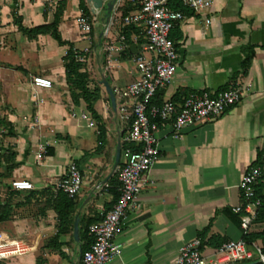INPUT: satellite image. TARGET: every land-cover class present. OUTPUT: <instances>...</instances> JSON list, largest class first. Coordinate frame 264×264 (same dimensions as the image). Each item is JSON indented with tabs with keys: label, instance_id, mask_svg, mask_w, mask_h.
<instances>
[{
	"label": "crops",
	"instance_id": "obj_1",
	"mask_svg": "<svg viewBox=\"0 0 264 264\" xmlns=\"http://www.w3.org/2000/svg\"><path fill=\"white\" fill-rule=\"evenodd\" d=\"M171 1L182 5L184 17L173 30L177 70L171 84L158 93L160 105L171 101L180 109L191 93L218 94L233 85L240 88L242 99L219 119L187 128L178 137L171 123L160 126L159 158L148 174L152 185L139 195L140 210L130 211L121 224L115 241L122 245V255L108 264H174L180 248L207 227L202 253L213 262L216 244L242 240L233 210L244 204L239 189L243 176L251 167L264 172V0H211L209 9L198 12L184 7L183 0ZM85 4L93 19L89 33L78 27V0H0V121L8 124H0V153H5L6 142L16 155L11 177L30 182L42 204L69 164L78 166L83 179L75 212L57 242L52 209L34 221L17 220V241L31 251L0 264H79L83 242L79 235L74 239L75 220L78 232L84 231L86 222H100L117 200L123 160L120 156L115 167L116 150L131 125L120 120L118 96L138 78L135 57L149 59L153 53L139 29L130 31L128 39L122 35L124 4L114 8L107 32L106 11L94 15ZM55 20L61 39L85 54L87 88L97 97L93 110L98 119L85 102H72L63 66L68 47L49 35L28 39L19 31ZM250 52L252 63L245 71L242 62ZM38 76L50 80L52 88L34 89L31 80ZM103 79L115 96V110ZM84 113L94 128L82 120ZM34 117L38 125L31 129ZM248 229L264 234V221ZM256 243L264 252V238ZM223 264L258 262L254 254L249 262Z\"/></svg>",
	"mask_w": 264,
	"mask_h": 264
},
{
	"label": "built area",
	"instance_id": "obj_2",
	"mask_svg": "<svg viewBox=\"0 0 264 264\" xmlns=\"http://www.w3.org/2000/svg\"><path fill=\"white\" fill-rule=\"evenodd\" d=\"M126 1L133 2L137 10L122 18V26L132 25L139 29L153 53L149 59L144 56L135 57L138 78L122 89L118 96L122 101L118 108L120 120L131 123L126 141L138 150L127 148L121 151L123 161L118 168L116 203L102 215L100 222L89 226L90 245L82 253L79 264H108L121 257L122 245L115 239L128 213L140 210L139 195L142 189L152 185L148 174L159 158L157 133L160 126L171 123L173 135L178 137L187 128L219 119L242 99L240 88L233 85L218 94L191 93L180 109L171 101L160 106L152 105L151 100L157 91L169 86L175 76L179 54L169 39V34L184 16L181 11L170 9V0H118L115 8ZM211 4V0H183L184 7L196 12L209 9ZM78 23L79 29L89 33L93 19L82 15ZM31 83L34 89L52 88L50 80L39 76L33 77ZM82 120L88 122V127H95L87 113L82 115ZM37 125V117L32 118L30 128L35 129ZM263 176L262 168L251 167L239 185L244 204L235 207L233 212L242 215L243 224L247 227L256 223L260 210L264 209V199L255 194V187ZM82 184L78 166L71 163L66 175L53 185L51 192L54 198L59 194L75 198L81 191ZM11 187L17 192H30L34 189L30 182L21 180L12 181ZM30 251V247L24 242L11 241L0 233V262L25 256ZM254 254L258 264H264V252L260 244H246L243 240L229 241L216 250L215 260L209 262L203 256L200 240L194 239L180 248L174 264L242 263L252 261Z\"/></svg>",
	"mask_w": 264,
	"mask_h": 264
},
{
	"label": "trees",
	"instance_id": "obj_3",
	"mask_svg": "<svg viewBox=\"0 0 264 264\" xmlns=\"http://www.w3.org/2000/svg\"><path fill=\"white\" fill-rule=\"evenodd\" d=\"M79 1V8L82 12V15L87 17V18H92L87 7L85 4L84 0H78ZM169 7L171 10L174 11H182L183 7L180 3H175L172 5V1L170 0L169 2ZM124 16L128 15L129 13L137 10V7L133 6V2L131 1H126L123 5V8L121 9ZM58 22L55 20L54 23L50 25H44V26H39L35 27L32 29H24L19 27V31L21 32L22 35L26 36L28 39H34L38 36H45L49 35L51 36L59 46H66L68 47V50L66 52V55L63 58V66L65 69V80H66V85L71 93V99L73 104L78 105L79 101H83L87 105V109L91 114L93 115L94 118L98 119L97 116L95 115V112L93 110V103L96 101V96L94 93L89 92L87 85L89 83V73L87 71V67L85 62L80 61L81 59L83 60L85 58V54L83 52H79L74 49L72 44H69L68 42H64L61 39V36L58 32ZM176 28V27H175ZM174 28V29H175ZM173 29V30H174ZM135 27L134 26H126L123 27L122 35L124 36L125 39H128L130 31L135 32ZM173 30L169 34V39L173 42L175 48V37L173 34ZM178 38V36H177ZM253 59V53H246L245 54V59L242 62V68L243 70H248ZM160 92L157 91L153 99L151 100L152 105L159 106L160 105V100H159V95L158 93ZM8 125L5 122L0 121V124ZM103 133H104V128L103 126H99V142L102 144L103 141ZM1 146V142H0ZM127 148H132L135 150H138V148H135L131 143L127 142L126 140L122 142L121 144V151L125 150ZM101 150L100 146L99 149ZM16 155L12 152L10 153H0V179H8L12 175V172L14 171ZM2 185V184H1ZM0 185V186H1ZM118 188V186H117ZM20 193H27L29 197H35V194L33 191L30 192H17L12 190L11 187V182L6 186L5 190V195L4 198L0 196V224L5 223L9 221L13 206L10 203L9 199L12 196H17L20 195ZM255 194L256 197L264 199V176L261 182L255 187ZM118 197V193H117ZM76 198V197H75ZM75 198H69L65 194H59L57 197H53L52 192L49 195L48 200L46 201V204H43V210L40 212L42 215L49 209H52L56 215H57V221H58V233L56 237L53 239V242H57L58 237L60 234L64 233L66 230V227L69 226L70 221L72 219V215L75 212V206H74V200ZM242 215H235L234 216V222L235 224L239 227L241 230L243 236L242 240L246 244H251V243H256L257 239H262L264 238V234H251L248 232V227L243 224L241 221ZM264 221V209H261L259 212V218L256 222L259 220ZM91 225V222H86L84 231L79 232L80 239L83 244L81 246V252L84 253L85 251L88 250V247L90 245V238L88 237V228ZM209 229L208 227L203 230L199 234L198 239L200 240L201 243V250L204 246V238L207 235ZM213 240L215 238H212ZM224 243H227V241L220 242L216 244L215 248L219 249ZM212 244V243H211Z\"/></svg>",
	"mask_w": 264,
	"mask_h": 264
},
{
	"label": "rangeland",
	"instance_id": "obj_4",
	"mask_svg": "<svg viewBox=\"0 0 264 264\" xmlns=\"http://www.w3.org/2000/svg\"><path fill=\"white\" fill-rule=\"evenodd\" d=\"M4 152L10 153V144L4 143ZM12 176V175H11ZM8 179H0V196L4 198L6 186L13 181L12 177ZM13 206L12 214L9 221L0 224V233L4 234L11 241H17V220L37 219V215L43 210V204L38 201L36 197H29V195L12 196L9 199ZM28 227V226H27ZM26 227V228H27ZM17 257L7 259L5 261H14Z\"/></svg>",
	"mask_w": 264,
	"mask_h": 264
},
{
	"label": "water",
	"instance_id": "obj_5",
	"mask_svg": "<svg viewBox=\"0 0 264 264\" xmlns=\"http://www.w3.org/2000/svg\"><path fill=\"white\" fill-rule=\"evenodd\" d=\"M86 3L90 6V11L92 14L94 15H98L102 9H104L106 11V26H108L110 24V20H111V15L114 12V8L116 3L118 2V0H85ZM102 85L104 86L109 98H110V102H111V107L112 109L115 110V96L111 90V88L109 87L108 83L103 79L102 80ZM120 156H121V146L119 145L117 147L116 150V157H115V167L118 166L119 164V160H120ZM78 220H75V224H74V239L76 241H78Z\"/></svg>",
	"mask_w": 264,
	"mask_h": 264
}]
</instances>
